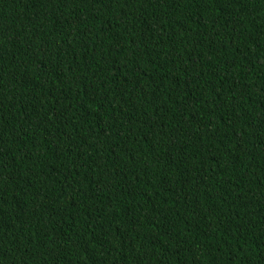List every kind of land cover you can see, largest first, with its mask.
<instances>
[{"label": "trees", "instance_id": "1", "mask_svg": "<svg viewBox=\"0 0 264 264\" xmlns=\"http://www.w3.org/2000/svg\"><path fill=\"white\" fill-rule=\"evenodd\" d=\"M0 264H264V0H0Z\"/></svg>", "mask_w": 264, "mask_h": 264}]
</instances>
